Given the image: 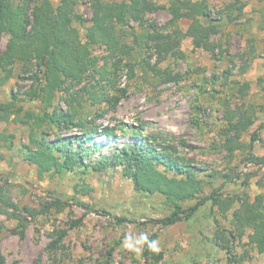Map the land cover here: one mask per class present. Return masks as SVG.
Masks as SVG:
<instances>
[{"label":"rangeland","instance_id":"rangeland-1","mask_svg":"<svg viewBox=\"0 0 264 264\" xmlns=\"http://www.w3.org/2000/svg\"><path fill=\"white\" fill-rule=\"evenodd\" d=\"M154 1L168 6L172 0ZM191 2H204L218 27L210 37L214 53L194 49L191 38H183L178 48L159 54L141 37L151 29L133 24L138 42L126 39L129 55L105 59L104 48H91L98 67L108 71L106 79L99 84L100 75L86 76L67 86L72 97L56 93L51 106L25 95L31 86L38 87L30 79L34 67L25 70L15 63L9 75L0 69V115L7 117L0 121V189L18 208L13 215L0 205V264H264V252L248 243L249 231L238 235L233 221L242 200L264 193V0ZM88 6L89 0H81L74 9L86 20L83 25L73 22L80 37L90 26ZM145 16L171 34L168 10ZM189 23L180 19L176 24L184 33ZM7 40L0 37V52ZM107 90L114 95L125 90L115 107L98 105L90 97ZM71 103L84 126L59 131L44 123L37 128L26 116H42L54 107L67 110ZM245 118L251 123L242 129L238 125ZM108 128L112 135H106ZM85 134L90 137L79 144ZM32 137L51 142L74 138L73 148L87 151L82 164L87 167L39 173L23 159V146ZM146 146L157 152L176 149L194 170L198 187L190 199L171 202L161 193L134 189L132 169L115 156ZM154 170L164 174L167 168ZM173 176L167 174L180 180ZM211 196L188 220L171 226L151 222L169 216L174 204L186 212ZM56 200L61 209L46 210ZM24 208L38 214L30 217ZM142 234L155 235L159 262L145 259Z\"/></svg>","mask_w":264,"mask_h":264},{"label":"trees","instance_id":"trees-1","mask_svg":"<svg viewBox=\"0 0 264 264\" xmlns=\"http://www.w3.org/2000/svg\"><path fill=\"white\" fill-rule=\"evenodd\" d=\"M80 4L81 0H60L57 5H53L50 0H0V37L8 36L5 48L0 52V69L9 75L11 73L9 68L15 63H21L25 70L29 66L34 67L35 72L30 79L33 83H38V87L31 86L26 92L25 95L30 100L40 98L46 106H51L56 93L61 92L72 97L67 86L80 84L86 76L95 78L96 74L100 75L101 79H97V83L100 84L106 79L105 75L108 71L103 66L98 67L99 58L93 56L91 48H104L107 52L105 59L113 58L115 55L117 57L129 55L131 48L126 39L131 38L133 42H138L133 24L143 29H151L141 37L145 38V46L151 43L159 54H166L178 48L183 38H191L194 49H203L209 53L215 51L216 45L211 42L210 37L217 33L218 27L211 20L204 2L172 0L168 6H158L154 0H121L110 3L89 0L90 26L85 28L83 37H80L79 31L73 27V22L81 25L86 22L74 11ZM159 9H166L171 15L168 23L172 30L171 34L163 29H157L146 19L147 13ZM198 17L205 18L207 23L203 24ZM180 19L190 21L184 33L176 24ZM218 47L222 53L219 45ZM100 88L103 89V85ZM118 91L119 95H114L107 90V92L99 91L100 93L90 94V97L98 105L111 104L115 107L125 95V90ZM72 106L71 103L67 110L54 107L51 112H45L42 116L32 113H27L26 116L37 128L42 127L44 123L59 131L84 126V121L78 119L76 112L70 109ZM5 108L4 111H6ZM6 120L7 117L1 114L0 121ZM250 123V118H245L244 122L239 125L231 124V127L235 130L238 126L246 129ZM105 133L112 135L113 130L108 128ZM88 137L90 134H85L77 141L82 144ZM73 139L57 138L51 142L44 138L32 137L29 144L23 146V159L35 166L39 173H66L73 171L77 166L85 169L87 166L82 164L87 151L74 149ZM252 139L256 140L257 135L253 134ZM227 142L230 140L228 139ZM164 150V152H157L148 146L130 147L120 151L115 157L118 161L128 163L127 168L132 169L130 178L137 192L161 193L171 202L190 199L193 196L192 190L198 187L194 170L183 162V158L176 149L168 151L164 148ZM158 166H165L167 171L159 174L154 170ZM96 167L93 166V168ZM169 172L172 176L174 175L173 177H180V180L168 178ZM212 198L211 196L198 200L186 212L173 203L174 210L169 216L151 220V222L161 226H171L188 220L200 206ZM232 202L228 201V204L232 205ZM0 205L5 209H12L13 215L18 210L2 189H0ZM54 206L57 210L61 209L60 202L56 200L53 204L47 205L46 210ZM24 211L30 217L36 214L27 208H24ZM19 217L20 214H17L18 220ZM233 221L235 232L243 235L248 230V243L258 253H263L264 193L256 196L253 201L242 200L240 206L233 212ZM155 238L153 235L145 239L143 252L145 259L152 260L153 263L159 262L162 258L161 252L149 247ZM2 262L0 258V263Z\"/></svg>","mask_w":264,"mask_h":264},{"label":"clouds","instance_id":"clouds-1","mask_svg":"<svg viewBox=\"0 0 264 264\" xmlns=\"http://www.w3.org/2000/svg\"><path fill=\"white\" fill-rule=\"evenodd\" d=\"M142 239H146L147 237H146V235H144V234H142V237H141ZM155 243L156 242H151V244L149 245V247L150 248H153V250H156V251H158V249L155 247ZM126 246H128L127 244H126ZM137 251H139V249H137Z\"/></svg>","mask_w":264,"mask_h":264},{"label":"crops","instance_id":"crops-1","mask_svg":"<svg viewBox=\"0 0 264 264\" xmlns=\"http://www.w3.org/2000/svg\"><path fill=\"white\" fill-rule=\"evenodd\" d=\"M59 1H60V0H55L56 4H54L52 1H51V2H52L53 5H57V4L59 3ZM262 32L264 33V30H262ZM263 40H264V39H263Z\"/></svg>","mask_w":264,"mask_h":264}]
</instances>
